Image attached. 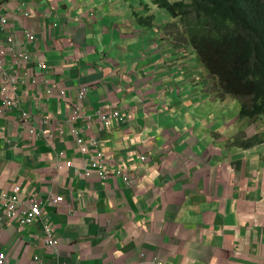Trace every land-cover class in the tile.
I'll use <instances>...</instances> for the list:
<instances>
[{
    "label": "crops",
    "instance_id": "1",
    "mask_svg": "<svg viewBox=\"0 0 264 264\" xmlns=\"http://www.w3.org/2000/svg\"><path fill=\"white\" fill-rule=\"evenodd\" d=\"M143 10L153 18L139 21ZM0 13L8 15L0 43L12 36L32 57L19 80L40 77L42 62L66 90L47 99L25 83L33 134L19 112L0 117V206L15 185L22 200L64 199L44 207L57 250L40 224L0 226L9 264H35L34 255L43 264H264V119H240L235 102L211 94L216 82L198 73L190 45L161 31L175 21L168 13L152 0H0ZM76 106L82 144L97 140L86 152L71 134ZM47 109L53 120L43 134ZM115 110L121 120L99 119ZM247 140L256 142L236 145ZM100 151L105 177L91 165Z\"/></svg>",
    "mask_w": 264,
    "mask_h": 264
},
{
    "label": "trees",
    "instance_id": "2",
    "mask_svg": "<svg viewBox=\"0 0 264 264\" xmlns=\"http://www.w3.org/2000/svg\"><path fill=\"white\" fill-rule=\"evenodd\" d=\"M152 4L169 14L166 19L175 20L166 26L171 36L184 41L179 26L185 27L186 43L216 81L215 90L240 101L241 118L264 116V0H152Z\"/></svg>",
    "mask_w": 264,
    "mask_h": 264
},
{
    "label": "built area",
    "instance_id": "3",
    "mask_svg": "<svg viewBox=\"0 0 264 264\" xmlns=\"http://www.w3.org/2000/svg\"><path fill=\"white\" fill-rule=\"evenodd\" d=\"M1 15V13H0ZM8 15L0 16V25L4 26L8 23ZM26 37L30 42L35 40V36L29 32L26 33ZM14 40L12 36H9L5 39V43H0V117L5 116L10 111H17L20 113L19 120L23 123L25 128L33 134L36 130L32 125H29L31 121V114L29 111H26L22 108L23 101L21 99V93H25L23 90L27 88L20 89V86H24L27 81H30L33 85L42 86V91L45 93V97L50 99L54 96L56 98H64L66 96V90L63 88L56 87L52 80L48 79L47 74V64L40 62L38 64L39 76L36 78H28L26 80H19L20 70L28 68L32 57L25 50H18L17 47L13 46ZM89 87L87 85H82L79 89V98L84 99L88 94ZM39 118L38 123L41 126L43 134L48 132L47 127L49 128L52 123V115L48 112H43ZM84 113L80 106H76L70 117L71 124V134L76 137L79 143H81V150L86 152L89 149V146H97V140L90 139L89 144H82L81 132L75 124L81 122L84 119ZM116 117V120H121V113L119 110H115L111 115L104 116L99 112V119L105 121L106 125L111 124L112 118ZM98 152L96 153V155ZM96 157V158H94ZM92 157V167L97 169L100 177H105V157L103 152L97 156ZM142 161H146V157L141 158ZM72 162L68 161L65 163V167H71ZM59 170L63 169L59 165ZM123 174V179L132 184L133 181L130 179V175L127 172L119 171ZM86 175L89 176L90 172H86ZM2 198H6V202L3 206H0V226L5 223L15 221L20 227L32 226L35 224H40L43 230V241L46 246L57 250L59 247V239L56 236L55 228L48 221L46 213L44 212V207L47 205H54L60 202H63V197H56L54 200H51V203L47 205L42 202V200L35 194L29 195L26 200L21 198V187L15 185L8 192L1 193ZM3 237L2 230H0V240ZM35 264H43V259L39 255L33 256ZM0 264H9L8 255L5 251H0ZM115 264V263H109Z\"/></svg>",
    "mask_w": 264,
    "mask_h": 264
},
{
    "label": "rangeland",
    "instance_id": "4",
    "mask_svg": "<svg viewBox=\"0 0 264 264\" xmlns=\"http://www.w3.org/2000/svg\"><path fill=\"white\" fill-rule=\"evenodd\" d=\"M171 1H178V0H171ZM128 10V7H125L124 8V10L123 11H127ZM147 10V9H146ZM146 10H143V12L139 15V17H138V20L140 21V20H147V19H149L148 17H149V12H146ZM143 15H147L145 18H143ZM169 15V14H168ZM156 19H157V21L158 22H160V21H162V17H161V14H156ZM174 22V21H173ZM161 25H163L162 26V28H161V31H165V33H166V26L167 25H164V24H162V23H160ZM159 28V27H158ZM165 28V29H164ZM175 28V27H174ZM174 28H171V29H174ZM179 28H181V31H182V33L185 35V38H184V41H182V40H180L181 42H184V43H186V40H187V35H186V30H185V27L182 25V24H180V26H179ZM179 28H177V31L176 32H178V30H179ZM172 35H174L173 33H171ZM177 39H178V36L177 37H173L172 36V40L173 41H175V42H177ZM188 43V42H187ZM190 47L193 49V51L195 52V62H196V69H197V71H198V73L201 75V76H203V78H206L208 81H210V82H214V80H213V78L211 77V74H210V72L207 70V68L204 66V64H203V62L201 61V58L198 56V54L196 53V51L194 50V48L190 45ZM22 88L24 87V86H21ZM216 89V87L215 86H213L212 87V92H211V94H213L214 95V97L215 98H218V99H220V100H222V99H227V98H229L230 100H231V102H235V104H237V116L240 118V119H242L241 118V116H240V111H241V105H240V101L238 100V99H235V98H232V97H230V96H227V95H221L219 92H218V90H215ZM202 93V95H206V94H208V92H201ZM210 95V94H209ZM262 118L264 119V116H262ZM189 129L191 130V132H192V130H195V128H196V123L192 120L189 124ZM238 143V144H237ZM244 144V142H242V143H240V142H238V141H236V145H242V146H244L243 145Z\"/></svg>",
    "mask_w": 264,
    "mask_h": 264
},
{
    "label": "clouds",
    "instance_id": "5",
    "mask_svg": "<svg viewBox=\"0 0 264 264\" xmlns=\"http://www.w3.org/2000/svg\"><path fill=\"white\" fill-rule=\"evenodd\" d=\"M187 44V43H186ZM215 81V80H214ZM216 82V81H215ZM215 87H216V85H214ZM262 117V116H261ZM258 118H260V117H258ZM243 119V118H242ZM257 119V118H256Z\"/></svg>",
    "mask_w": 264,
    "mask_h": 264
}]
</instances>
